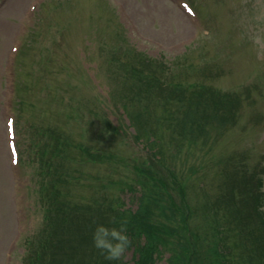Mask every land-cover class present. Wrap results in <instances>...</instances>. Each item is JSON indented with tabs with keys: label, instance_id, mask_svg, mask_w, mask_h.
<instances>
[{
	"label": "trees",
	"instance_id": "1",
	"mask_svg": "<svg viewBox=\"0 0 264 264\" xmlns=\"http://www.w3.org/2000/svg\"><path fill=\"white\" fill-rule=\"evenodd\" d=\"M106 45H111L108 61L130 67L126 76L138 78V84L107 99L122 108L135 129L134 140L145 142L153 156H119L98 147L94 136L102 131L119 134L122 128L113 125L104 108L89 115L81 105L71 104L63 89L57 95L51 92L55 83L48 76L62 61L52 47L48 52L39 48L37 81L31 85L44 87L43 99L62 110L53 120L50 107L52 114L35 133L34 176L43 216L37 232L24 240L23 264H156L164 258L166 264H264V150L263 160L244 174L231 169L222 156L217 162L225 163L214 173L221 181L215 190L204 188L202 181L201 191L191 198L187 189L191 171L208 175L213 169V160L201 151L203 145H213L212 132L219 143L222 132L244 114L239 90L210 82L207 67L197 68L202 79L177 81L166 62L141 53L138 61L136 55L125 59L114 43L102 47ZM21 81L15 92L20 110L25 105ZM135 101L143 108L134 112ZM90 132L95 133L91 138L79 135ZM168 157L181 160L185 177L167 164ZM123 192H131L137 208L125 206ZM98 223L126 225L131 263L123 256L108 260L94 246Z\"/></svg>",
	"mask_w": 264,
	"mask_h": 264
},
{
	"label": "rangeland",
	"instance_id": "2",
	"mask_svg": "<svg viewBox=\"0 0 264 264\" xmlns=\"http://www.w3.org/2000/svg\"><path fill=\"white\" fill-rule=\"evenodd\" d=\"M187 3L194 5V13L187 11ZM107 42L114 43L125 59L136 55L138 61L142 53L153 61L166 62L171 66L169 75L177 81L202 79L197 68L207 67L206 79L210 82L228 91L239 90L244 114L222 132L219 143L212 132L213 145H203L201 151H205L208 161L213 160L210 162L213 169L208 170V175L191 171L187 179L191 198L201 191L202 181L209 191L221 182L216 181L214 173L225 163L217 162L222 156L240 174L254 170L257 167L254 164L263 160L264 0H0V264H22L23 238L42 225L33 142L37 128L52 114L49 108L54 110L53 120L60 118L62 108L43 99L44 87L31 85L37 81L34 79L37 52L43 46L49 49L55 44L60 59L55 58L69 65L70 78L63 77L61 68L48 76L55 83L51 92L57 95L65 87L71 104L81 105L89 115L104 108L116 125L123 115L107 99L109 93L118 96L124 87L138 84V78L134 73L126 76L132 70L130 67L111 66L108 61L111 45L102 47ZM20 46L23 49L17 63L20 71L16 72L24 89L25 105H21V110L12 93L15 81L12 61ZM72 83L79 84L77 91L69 86ZM133 105L134 112L143 108L138 101ZM11 116L15 119V140L22 162L17 164L12 161L8 146L6 124ZM125 122L126 129L134 132L128 120ZM75 130L79 128L75 126ZM92 134L95 133L79 135L91 138ZM113 134L102 131L93 141L119 156L140 155L142 145L135 150ZM166 148L169 152L172 147L168 143ZM167 164H173L185 177L181 160L168 157ZM129 193L123 194L125 204L136 208ZM123 257L131 263L133 250L128 249ZM165 262L164 258L156 264Z\"/></svg>",
	"mask_w": 264,
	"mask_h": 264
},
{
	"label": "clouds",
	"instance_id": "3",
	"mask_svg": "<svg viewBox=\"0 0 264 264\" xmlns=\"http://www.w3.org/2000/svg\"><path fill=\"white\" fill-rule=\"evenodd\" d=\"M92 239L94 246L104 253L108 260L120 259L131 244L126 225L123 223L118 226L115 223L111 226L96 224Z\"/></svg>",
	"mask_w": 264,
	"mask_h": 264
}]
</instances>
